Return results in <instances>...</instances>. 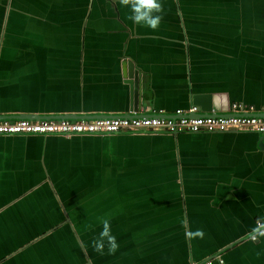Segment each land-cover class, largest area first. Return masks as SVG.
Returning <instances> with one entry per match:
<instances>
[{"label":"crops","instance_id":"crops-1","mask_svg":"<svg viewBox=\"0 0 264 264\" xmlns=\"http://www.w3.org/2000/svg\"><path fill=\"white\" fill-rule=\"evenodd\" d=\"M160 2L153 31L120 0H0V115L128 114L124 60L141 115L215 93L263 111L264 0ZM262 217L264 134L0 135V264H264L243 238Z\"/></svg>","mask_w":264,"mask_h":264},{"label":"built area","instance_id":"built-area-1","mask_svg":"<svg viewBox=\"0 0 264 264\" xmlns=\"http://www.w3.org/2000/svg\"><path fill=\"white\" fill-rule=\"evenodd\" d=\"M230 131L264 134V110L235 103L222 116H197V108L174 113L154 111L141 117L135 114L109 115L92 120H0V135L99 136L121 133L149 134L180 132L225 133ZM222 263V261H221ZM205 264H211L206 262Z\"/></svg>","mask_w":264,"mask_h":264},{"label":"clouds","instance_id":"clouds-1","mask_svg":"<svg viewBox=\"0 0 264 264\" xmlns=\"http://www.w3.org/2000/svg\"><path fill=\"white\" fill-rule=\"evenodd\" d=\"M120 3L130 8L131 15L128 19L135 25L146 26L153 31L159 29L161 21L164 18V7L160 0H120ZM185 236L190 239H204L205 233L202 229L195 231H187ZM245 239L251 241H257L260 238H264V217L257 219L255 226L250 232L245 234ZM93 250L103 255L105 248L109 255L115 254L119 248L116 237L111 232L110 221L104 220L102 222V231L99 236L92 241Z\"/></svg>","mask_w":264,"mask_h":264},{"label":"water","instance_id":"water-1","mask_svg":"<svg viewBox=\"0 0 264 264\" xmlns=\"http://www.w3.org/2000/svg\"><path fill=\"white\" fill-rule=\"evenodd\" d=\"M123 76L128 84L133 88L134 103L133 109L128 114H135L136 116H143L139 113L141 106V81L138 70L135 68L134 62L131 60H124L123 63ZM192 104L197 108V116H222L230 112V105L228 96L221 93L215 94H195L192 97ZM241 104V103H240ZM190 109V108H189ZM188 109V110H189ZM157 112L160 110H156ZM177 111V110H176ZM166 112V111H165ZM125 115V114H123ZM109 115H50V116H37L31 117L30 115H0V120L18 121L28 119L33 121L38 120H92ZM178 133L174 134L177 135ZM43 136V135H42ZM48 137V136H44ZM85 137V136H74ZM72 137V138H74ZM65 138V137H64ZM71 139V138H67ZM262 144V143H261Z\"/></svg>","mask_w":264,"mask_h":264}]
</instances>
